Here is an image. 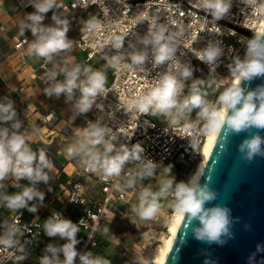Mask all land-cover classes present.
Returning a JSON list of instances; mask_svg holds the SVG:
<instances>
[{
    "label": "clouds",
    "instance_id": "clouds-1",
    "mask_svg": "<svg viewBox=\"0 0 264 264\" xmlns=\"http://www.w3.org/2000/svg\"><path fill=\"white\" fill-rule=\"evenodd\" d=\"M199 11L205 13V18L211 17V22L225 18L232 7L233 0H195ZM246 9H250L253 18L264 19V0H241ZM33 12L26 13L20 22V35L25 30L30 31L33 39L27 44L30 56L42 58L46 71L47 87L43 93L49 98L65 97V103L71 104L75 116L87 114L95 106L102 110L98 98H106V75L100 70L81 64L68 65L71 60L67 54L73 51L74 41L68 37L70 20L58 14L63 7L58 0H30ZM76 3L73 7H77ZM84 7H88L85 3ZM52 11L51 24H44L46 14ZM243 11V10H242ZM90 30L99 27V21L88 23ZM252 38H241L245 46L243 57L230 58L227 68L235 83L224 88L217 96L215 103L209 97L208 85L199 78H194V67L190 61L184 62L178 53V33H170L165 24L154 25L144 36H136V42L129 41L127 51H121L125 45V38L115 37L111 43L117 50V55L109 60V66L124 64L125 67L148 71L147 65L155 70L165 66V70L158 72L147 85L146 89L135 95L123 109L128 115L135 111L141 115H162L169 118V126L185 125L191 130L190 114L197 111V120L205 121V129L216 131L221 137L220 149L227 152L228 136L239 134L252 128L264 130V85L253 90L242 87V81H251L255 77L264 76V30L255 29ZM64 54V55H62ZM195 58L208 65L212 87L215 86L216 69L220 66L225 50L221 41H209L208 44L195 52ZM63 76V80L58 77ZM191 82L188 93L185 86ZM79 93V96L76 93ZM0 206L16 212L14 222L0 221V246L25 252L20 238L25 230L19 226L20 210L27 209L30 213H37L44 206L45 192L39 189L40 184L50 185L49 171L53 168L46 151L41 148L33 151L28 142L26 132H21L23 122L12 99H0ZM76 142L67 149L68 157H80L85 170L96 174L98 178L108 183L112 181V189L123 193L135 190L140 186L138 203L131 206V210L141 220H152L158 216L162 208L161 201L171 200L169 207L187 217L186 228H190L194 238L212 244L225 243V237H230L233 223L231 210L224 204L214 203L218 198L217 191L211 187L210 178L205 183L200 180L204 174L195 172L187 182H176L171 175L173 165L163 166L145 156V149L141 143L117 144L112 131L101 120L87 121L82 130L76 132ZM111 136V140L107 137ZM182 137V136H181ZM130 145V146H129ZM193 147V144L191 143ZM241 158L251 163L255 157H264V136L259 131L243 139L238 145ZM127 165H133L131 171L125 172ZM162 166L163 178L158 181V189L144 187L145 179L153 178L157 168ZM16 181L12 186L21 188L19 192L8 194L3 181ZM20 181H27L21 186ZM79 187V186H78ZM48 191H52L49 186ZM123 200V195L121 196ZM39 201V206L33 204ZM75 202L76 200H71ZM128 203L127 200H124ZM211 205V206H208ZM113 215V219H114ZM198 221V223H193ZM84 223H78L65 218L60 212H53L45 219L43 233L51 240L59 238L63 243H47L39 257V264H111V260L94 255L91 251L80 252L78 233ZM134 223V222H133ZM110 229L105 228L107 235ZM187 232H185V236ZM183 242V237L181 238ZM258 250L260 246H257ZM23 258H26L23 257ZM133 264H152L151 259L141 258ZM208 264V261H205Z\"/></svg>",
    "mask_w": 264,
    "mask_h": 264
},
{
    "label": "built area",
    "instance_id": "built-area-1",
    "mask_svg": "<svg viewBox=\"0 0 264 264\" xmlns=\"http://www.w3.org/2000/svg\"><path fill=\"white\" fill-rule=\"evenodd\" d=\"M14 2L21 8L31 6L30 0H14ZM74 3L78 6L73 7ZM85 3L88 4L87 8L84 7ZM62 8L64 10L94 8L97 15L91 21H99V27L95 30H90L88 27L90 21L87 22L72 39L74 45L84 52L85 63L98 57L107 66L109 73V81L105 83L107 96L106 98L100 97L97 101L102 105V110L94 106L91 117L84 121L85 126L89 120H101L117 137L115 143L118 145L127 144L130 138V144L141 143L147 158L161 163L163 166L173 165L171 175L175 176L176 182L186 181L183 175H188L201 159L207 133L205 124L199 125L191 121L194 127L191 130H186L184 124L170 127L169 118L162 115L140 116L135 111L129 115L125 113L123 109L126 108L130 100L143 92L157 73L165 70L166 65L152 70L149 63L147 68L150 70V74L148 71L131 66L125 67L123 63L109 66V60L117 55V50L112 47L111 41L115 37L125 38V45L121 51H125L126 54L131 50L128 48L129 41L135 43L136 36H144L154 25L165 24L170 33L179 34L177 36L179 44L177 55L183 53L181 59L184 62L190 61L192 65L200 63L208 71V65L197 60L194 54L205 47L209 41H221L225 56L221 58L220 66L216 69L218 73L216 77L226 79L229 74L227 65L230 58L242 56L245 46L241 42V38L249 39L251 30L259 19L253 18L251 10L246 9L241 0H233L229 14L216 23L209 21L211 20L210 16L207 17L209 20L205 18L206 14L199 11L198 3L195 0H67ZM74 25L77 23L74 22ZM238 28L247 30L249 34L240 32ZM25 39L28 40L26 36H21L12 45L20 59H24L26 54ZM44 65L45 61L41 58L38 77L47 84L45 82L46 71L51 67L48 64L45 68ZM186 87L187 85L185 89ZM13 88L18 93L25 92L22 85H15ZM43 90L44 98L51 99L43 93ZM54 119L55 112L51 108L42 114L40 121L43 124L51 125ZM107 138L111 140V136ZM133 168V165H127L125 172L131 171ZM82 171L95 181L98 194L93 188L88 187L86 182L76 179L65 188L64 205L53 210L47 216L36 217L28 214L25 209L20 210L18 223L22 229H26L25 235L20 238L25 252L0 246V264H16V260L22 256L28 258V264H39L38 261H33L31 258L34 255L41 256L47 243L56 244L60 240L59 238L51 240L43 233L45 219L55 211L60 212L74 223L84 219L77 237L80 241L78 251H91L93 254H97L101 239L99 234L104 232L106 224L110 222L113 215L122 214V210L112 203V199L128 200L133 190H126L123 193L114 191L112 181L102 182L96 174L85 170L83 165ZM159 172H163L162 166L157 168V173ZM122 195L123 200L121 199ZM166 202L167 208H165L163 200L161 201L163 206L158 216L151 220L152 222L163 217L161 211L166 210L167 214L170 212L171 200ZM17 215L16 212H13L6 220L14 222ZM166 216H164V221L167 222ZM76 264H79L78 259Z\"/></svg>",
    "mask_w": 264,
    "mask_h": 264
},
{
    "label": "crops",
    "instance_id": "crops-1",
    "mask_svg": "<svg viewBox=\"0 0 264 264\" xmlns=\"http://www.w3.org/2000/svg\"><path fill=\"white\" fill-rule=\"evenodd\" d=\"M58 2L63 5L67 0H58ZM33 11L32 6L21 8L14 0H0V99L8 97L14 101L18 118L23 122L21 132L27 133L30 147L33 151L43 148L54 165L49 171L50 185L40 184L38 186L41 191L45 192L44 206L40 207L37 213H30L25 209L28 214L43 218L64 205L65 188L71 181L80 179L86 182L88 187L93 188L96 194H98V187L93 179L83 173L80 157L67 156L68 147L77 140L76 132L85 127L84 121L91 117L92 110L87 114L78 115L73 120L75 116L74 109L71 104L65 103L63 95L58 99L55 97L49 100L45 99L42 90L46 88L47 84L43 83L38 77V66L41 58L30 56L27 52V44H25L26 54L24 59H20L12 47L13 43L21 37L20 22L24 19L26 13ZM58 14L70 20V30L67 35L70 39H73L87 22L96 17L97 11L94 8L85 10H64L61 8ZM51 16L52 11L46 14L43 23L46 25L51 24ZM74 22L77 25H74ZM23 36H26L29 42L33 39L31 32L27 30H25ZM84 56V52L74 45L73 51L67 54V58L71 60L68 66L71 67L72 64L91 66L94 70L105 73L107 83L109 73L103 61L98 57H94L88 63H85ZM49 66L52 68V64H49ZM58 79L63 80L64 77L60 76ZM15 85L24 86L25 92L23 94L16 92L13 88ZM76 95L79 96V93L77 92ZM51 108L55 112L54 122L51 125L43 124L40 118L44 112ZM3 183L6 186L4 191L8 194L21 191V188L12 186L17 183L14 180L7 179ZM19 183L23 186L27 184V181H20ZM49 186L52 191H48ZM133 196H135V199L132 201ZM138 198L139 190H133L127 200L128 203L115 198L112 199V203L122 210V214H116L114 219L112 217L110 222L106 224L107 228L111 226L114 228L112 231H109L107 235L103 232L99 234V237H101L100 247L97 254L94 255L111 260V264H131L129 259L132 261L133 258H136V255H140V251H142L140 242H130L129 245L127 239V235L132 230L131 221L135 216L131 206L138 203ZM32 203L39 206V201H33ZM163 204L165 208L168 207L166 201H163ZM73 211L75 212V210ZM12 213L13 211L0 206V221L6 220ZM166 214V210L161 211L163 217L153 222V224L163 223ZM61 243L63 241L58 240L56 244ZM23 257L25 256L17 259L16 264H28V258ZM39 257L34 255L31 260L39 262Z\"/></svg>",
    "mask_w": 264,
    "mask_h": 264
},
{
    "label": "water",
    "instance_id": "water-1",
    "mask_svg": "<svg viewBox=\"0 0 264 264\" xmlns=\"http://www.w3.org/2000/svg\"><path fill=\"white\" fill-rule=\"evenodd\" d=\"M238 30L249 34L245 29ZM260 85H264V76L242 81V87L248 90ZM257 131L264 136V130L255 128L229 135L227 152L220 149L223 131L221 136L217 133L200 172L204 174L200 183L210 178L211 187L218 193L214 203L231 210L232 235L225 237L222 245L202 242L186 228L187 217L182 215L162 264H264V157L257 156L248 163L238 152L240 142Z\"/></svg>",
    "mask_w": 264,
    "mask_h": 264
},
{
    "label": "rangeland",
    "instance_id": "rangeland-1",
    "mask_svg": "<svg viewBox=\"0 0 264 264\" xmlns=\"http://www.w3.org/2000/svg\"><path fill=\"white\" fill-rule=\"evenodd\" d=\"M230 63V60H229ZM196 64V70L194 71V78L198 75L199 78L205 79L207 75L209 74V71L202 66L200 63ZM225 75V74H224ZM231 78V75L228 74L226 79L214 77L216 80V84L214 87H212V92L209 95V99L215 103L217 96L224 90V88L227 86L229 80ZM190 83V82H189ZM189 87V84H187V87L185 89V93L187 92ZM193 122L198 123L199 125H204L205 121L203 120H197L196 117L191 118ZM164 176L163 172H159L156 174L155 177L145 179L143 186L144 187H151L153 191H156L158 189V181L162 179ZM188 180V179H186ZM186 182V181H185ZM138 188V189H137ZM135 190L140 191V187H137ZM63 191V190H62ZM135 199V196H133L132 201ZM173 212V209L170 210L167 214V219ZM131 221L132 230L127 235L128 244L131 242L134 243V241L140 242L141 249L140 255H136V258H133L132 261L129 259V262L133 264L134 260H139L141 258H149L152 259L154 256L155 248L160 241V239L166 235V228L165 225L167 224L166 221L163 223H157L153 224L152 221L149 220H141L136 214ZM134 222V223H133ZM165 232V234H164ZM144 233V234H142ZM141 234V236H140ZM130 245V244H129ZM132 245V244H131ZM140 249V250H141ZM137 254V253H136Z\"/></svg>",
    "mask_w": 264,
    "mask_h": 264
},
{
    "label": "bare ground",
    "instance_id": "bare-ground-1",
    "mask_svg": "<svg viewBox=\"0 0 264 264\" xmlns=\"http://www.w3.org/2000/svg\"><path fill=\"white\" fill-rule=\"evenodd\" d=\"M255 29H260V30L264 29V19H259L258 20L256 26L252 30H255ZM252 36H253V32L251 31V33L249 35V39L252 38ZM244 52H245V49H244L241 57H243ZM208 77H210V74H208ZM202 82L204 84L208 85V90H209V93H210V86H209L208 80L206 79V80H204ZM232 83H235V81L233 80V78L231 76L227 86H230ZM190 84H191V82L189 83V86H190ZM188 89H189V87H188ZM187 93H188V90H187V92L185 94H187ZM197 111H198V109H194L192 111V113L190 114V118L196 117L197 116ZM216 134H217L216 131H208L207 130L206 138H205V141H204V144H203V147H202L201 159L199 160L197 165L194 167V169L187 175L186 179L189 180V178L195 172H197L198 175L200 174L201 169H202V167H203V165L205 163L207 154H208L209 150L211 149V147L213 145V142L215 140ZM188 180H186V182ZM181 217H182V214L179 213V212H176L174 210L171 213V215L168 217L167 224L164 227V228H166V235L163 236L160 239V241L158 242V244H157V246L155 248L154 256L151 259L152 264H162L163 259H164L165 255H166L167 250H168V248L170 246V243L172 241V238L174 237L175 232H176V230L178 228V225H179ZM164 234H165V232H164Z\"/></svg>",
    "mask_w": 264,
    "mask_h": 264
},
{
    "label": "flooded vegetation",
    "instance_id": "flooded-vegetation-1",
    "mask_svg": "<svg viewBox=\"0 0 264 264\" xmlns=\"http://www.w3.org/2000/svg\"><path fill=\"white\" fill-rule=\"evenodd\" d=\"M195 78H199V76L197 75ZM206 79L208 80V83H209V86H210V93H209V95H210L211 92H212V77H208V75H207V77L205 79L199 78L200 81H204Z\"/></svg>",
    "mask_w": 264,
    "mask_h": 264
},
{
    "label": "trees",
    "instance_id": "trees-1",
    "mask_svg": "<svg viewBox=\"0 0 264 264\" xmlns=\"http://www.w3.org/2000/svg\"><path fill=\"white\" fill-rule=\"evenodd\" d=\"M193 67L196 70V64H193ZM109 229H110V231H112L114 228H112V226H111Z\"/></svg>",
    "mask_w": 264,
    "mask_h": 264
}]
</instances>
